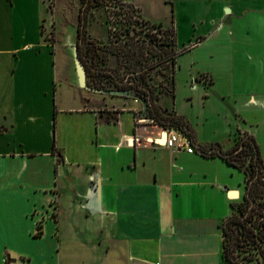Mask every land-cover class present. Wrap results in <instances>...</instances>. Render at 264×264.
Masks as SVG:
<instances>
[{"label":"crops","instance_id":"obj_1","mask_svg":"<svg viewBox=\"0 0 264 264\" xmlns=\"http://www.w3.org/2000/svg\"><path fill=\"white\" fill-rule=\"evenodd\" d=\"M129 1L175 33L159 104L196 151L164 145L134 97L77 91L42 38L43 0H0V264H223L220 224L246 176L201 150L251 135L264 162V0Z\"/></svg>","mask_w":264,"mask_h":264},{"label":"rangeland","instance_id":"obj_2","mask_svg":"<svg viewBox=\"0 0 264 264\" xmlns=\"http://www.w3.org/2000/svg\"><path fill=\"white\" fill-rule=\"evenodd\" d=\"M43 1L46 15L41 19L42 38L46 40L48 30L51 31V44L54 48L57 47L58 52L61 49L64 51L75 72L73 45H76L79 52L87 51L85 53L93 58L95 66L111 69V72L122 80L131 83L135 78L148 79L147 81L155 87V98L160 106V96L172 90L171 60H166V54L171 52V47L166 44L170 38L169 31L161 30L142 17L129 0H102L103 4L89 5L86 9L84 6L87 3L82 0ZM83 62L86 65V61ZM89 74L87 84L94 90H88L78 84L77 91H86L88 96L97 100L102 96L111 97L110 94H103L98 90L109 87L116 89L114 75H97L92 72ZM124 86L123 89L129 88L128 84ZM58 87L62 89L65 98L72 102L76 100L72 91L76 90L75 88L66 83ZM124 99L130 101L129 98ZM242 158L245 159L244 167L250 174L248 156L243 155ZM262 179L264 180V171ZM239 186L244 194V177ZM250 264L257 263L251 261Z\"/></svg>","mask_w":264,"mask_h":264},{"label":"trees","instance_id":"obj_3","mask_svg":"<svg viewBox=\"0 0 264 264\" xmlns=\"http://www.w3.org/2000/svg\"><path fill=\"white\" fill-rule=\"evenodd\" d=\"M82 1L87 3L84 6L85 9L89 5L97 6L103 4L102 0ZM155 25L160 27L157 24ZM160 29L170 32V38L166 44L171 47V52L166 54V60L169 61L170 59L172 65V90L168 91L172 93L174 88L175 56L178 49L175 47V33L173 29L171 27L166 29L160 27ZM81 33L83 34V29ZM85 52L87 51H78L81 59L86 61L87 82L90 77L89 72L97 75L108 73L106 74L107 76L113 74L111 69L95 66L93 58ZM113 75L117 83L116 89H123L125 88L124 85L128 84L129 88H132L135 93L148 102L149 116L161 124H173L183 131H189L188 123L182 114L161 108L157 105L155 87L153 83L147 81L148 79L141 80L135 78L131 83L123 80L126 83L119 84L116 79L118 77L115 74ZM201 151L203 153H216L221 155L228 162L242 169L246 176L245 193L239 200L231 203V212L222 219L220 224L223 236V264H250L251 261H255L257 264H264V180L262 179L264 162L255 139L251 135H243L237 138L234 145L227 150H223L218 146L209 145L202 147ZM243 155L248 156L250 174L247 173V169L244 167L245 159L242 158Z\"/></svg>","mask_w":264,"mask_h":264},{"label":"built area","instance_id":"obj_4","mask_svg":"<svg viewBox=\"0 0 264 264\" xmlns=\"http://www.w3.org/2000/svg\"><path fill=\"white\" fill-rule=\"evenodd\" d=\"M51 21H49V26ZM46 28V26H45ZM48 36L46 41L51 43V31L48 30ZM45 35V34H44ZM45 40V39H44ZM135 101H140L134 97ZM136 119L139 120V117L136 116ZM148 121L158 122L153 117H148ZM159 123V122H158ZM161 124V123H160ZM161 136L163 137V144L170 148H180L188 152L196 151L194 136L190 131H183L178 126L173 124H161Z\"/></svg>","mask_w":264,"mask_h":264},{"label":"water","instance_id":"obj_5","mask_svg":"<svg viewBox=\"0 0 264 264\" xmlns=\"http://www.w3.org/2000/svg\"><path fill=\"white\" fill-rule=\"evenodd\" d=\"M73 56H74L75 68H76V72H77L78 84L81 87L93 90V88L90 87L87 84L86 67H85L84 62H83V60L81 59V57H80V55L78 53L76 45H73ZM100 91L105 92V93L124 94V95H128V96L136 97L137 99H139L141 101V103L143 105V108L145 110L148 109V102L144 98H142L140 95L135 93L132 88H128V89H112V88H108V89H103V90H100ZM229 192L233 196L237 195V190H235V189H231V190H229Z\"/></svg>","mask_w":264,"mask_h":264},{"label":"flooded vegetation","instance_id":"obj_6","mask_svg":"<svg viewBox=\"0 0 264 264\" xmlns=\"http://www.w3.org/2000/svg\"><path fill=\"white\" fill-rule=\"evenodd\" d=\"M117 80H118V83L119 84H124V83H126V82H124L123 80H120V78L118 77V78H116Z\"/></svg>","mask_w":264,"mask_h":264}]
</instances>
